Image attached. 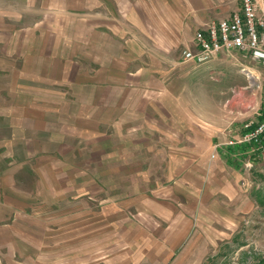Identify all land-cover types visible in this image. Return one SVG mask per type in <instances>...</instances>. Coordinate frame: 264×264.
<instances>
[{
	"label": "crops",
	"instance_id": "obj_1",
	"mask_svg": "<svg viewBox=\"0 0 264 264\" xmlns=\"http://www.w3.org/2000/svg\"><path fill=\"white\" fill-rule=\"evenodd\" d=\"M139 3L153 12L144 27L165 37L160 53L131 15ZM240 8L241 0H0V218L17 204L24 212L11 216L30 219L34 203L35 218L70 236L104 237L99 250L113 259L163 264L185 232L181 205L201 195L190 174L220 162L210 158L213 135L179 98L177 80L194 62L171 50L195 46L198 29ZM15 181H28L33 200L12 199Z\"/></svg>",
	"mask_w": 264,
	"mask_h": 264
},
{
	"label": "rangeland",
	"instance_id": "obj_2",
	"mask_svg": "<svg viewBox=\"0 0 264 264\" xmlns=\"http://www.w3.org/2000/svg\"><path fill=\"white\" fill-rule=\"evenodd\" d=\"M144 9L139 3L131 15L142 26L138 28L142 35L147 37L148 32L159 41L154 48L160 53L166 47L165 37L158 29L144 27L146 21L153 22V12ZM158 17H162L161 13ZM194 47L189 42L176 45L171 52L181 58L184 49ZM192 64L177 80L176 86L185 89L180 91L179 98L185 101L187 113L203 131L213 135V144H221L222 151L217 148L210 153L215 152L210 158L214 161L219 157V163L193 175L189 173L194 184L202 186L201 195L196 196L194 204L181 205L187 210L185 232L177 249L163 264H264V152L252 145L227 143L244 132L246 123L256 122L264 113V65L237 51L224 52L203 64ZM201 138L205 144V135ZM26 175L27 180L33 179L29 173ZM11 190L12 199L19 195L31 201L35 195L28 181H15ZM46 190L42 197L48 202L49 189ZM17 206L10 207L8 219L5 215L0 218V264H133L126 255L124 263L113 259L108 251L99 250L105 240L95 231L94 234L91 230L88 237L70 236L64 233L66 226L59 229L50 225L54 221L49 218H35V212L40 210L34 203L25 207L30 219H14L11 215L16 210L24 212ZM190 207L193 218L189 217ZM4 210L0 205V216ZM43 210L49 213V206ZM39 223L44 225L40 227ZM122 239L135 237L127 235ZM87 241L89 251L82 250L86 248L82 243Z\"/></svg>",
	"mask_w": 264,
	"mask_h": 264
},
{
	"label": "built area",
	"instance_id": "obj_3",
	"mask_svg": "<svg viewBox=\"0 0 264 264\" xmlns=\"http://www.w3.org/2000/svg\"><path fill=\"white\" fill-rule=\"evenodd\" d=\"M195 42L194 48L182 51L184 60L203 64L222 52L237 51L264 65V1L241 0L240 10L230 17L213 20L198 29ZM227 143L252 145L264 152V113L256 122L246 123L244 132ZM246 165L250 167L251 163Z\"/></svg>",
	"mask_w": 264,
	"mask_h": 264
}]
</instances>
